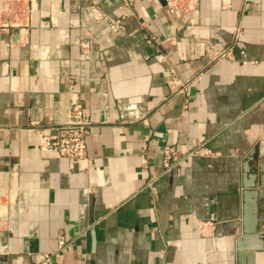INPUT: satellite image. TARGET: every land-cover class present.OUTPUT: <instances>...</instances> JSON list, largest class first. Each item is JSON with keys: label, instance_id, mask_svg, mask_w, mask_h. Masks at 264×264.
<instances>
[{"label": "crops", "instance_id": "1", "mask_svg": "<svg viewBox=\"0 0 264 264\" xmlns=\"http://www.w3.org/2000/svg\"><path fill=\"white\" fill-rule=\"evenodd\" d=\"M70 100L80 165L40 147ZM251 149L264 0H0V264H230Z\"/></svg>", "mask_w": 264, "mask_h": 264}, {"label": "water", "instance_id": "2", "mask_svg": "<svg viewBox=\"0 0 264 264\" xmlns=\"http://www.w3.org/2000/svg\"><path fill=\"white\" fill-rule=\"evenodd\" d=\"M160 5L165 6V0H156ZM254 149H251L245 157L242 168L244 174L252 173L254 185H242L243 190H256L255 192L243 191L244 202L243 216L240 234L231 239V249L229 252L230 264H254L255 253L264 251V155H258L255 159L254 167L249 163L253 161ZM248 197L255 201L256 213L252 218H246ZM263 197V198H262ZM264 211V210H263Z\"/></svg>", "mask_w": 264, "mask_h": 264}, {"label": "built area", "instance_id": "3", "mask_svg": "<svg viewBox=\"0 0 264 264\" xmlns=\"http://www.w3.org/2000/svg\"><path fill=\"white\" fill-rule=\"evenodd\" d=\"M178 0H165V6L172 12L176 10V4ZM119 25V20H115L110 25V31H115ZM237 34V29L235 30V35ZM82 54V60L88 64L90 61L89 53L91 52V45L88 42H81L78 44ZM88 67L85 68L88 72ZM71 90V87H70ZM88 123L86 121L80 120V108L74 100H70V120H68L64 125L57 129V133L52 137H43L41 139V149L44 151L56 152L62 156L69 159L70 163L80 165V163L85 159V147H86V134H87ZM169 152L164 151V159L167 162L169 158ZM165 167L170 169L169 165L166 163ZM10 225V224H9ZM8 225V226H9ZM204 223L202 228H205ZM58 244L61 247L64 242L60 237Z\"/></svg>", "mask_w": 264, "mask_h": 264}]
</instances>
